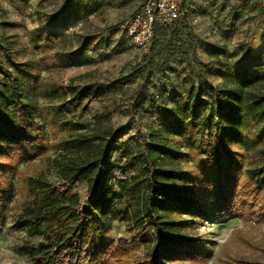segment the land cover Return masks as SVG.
<instances>
[{
  "label": "trees",
  "instance_id": "obj_1",
  "mask_svg": "<svg viewBox=\"0 0 264 264\" xmlns=\"http://www.w3.org/2000/svg\"><path fill=\"white\" fill-rule=\"evenodd\" d=\"M42 1L0 0L38 19L27 32L33 57L19 55L15 42L0 36V211L21 163L47 153V127L68 130L53 159L60 184L40 175L27 179L30 198L15 222L25 232L28 260L130 264L112 241L116 220L132 233L130 247L142 245L133 264H203L205 253L188 234L189 220L205 207L202 198L219 210L234 201L264 209L263 61L256 52L241 51L239 61L219 75L221 95L198 84L176 94L172 107L153 100L149 112L160 119L132 146L131 140L116 145L117 128L102 120L107 113L94 116L91 126L65 121L70 110L86 111L100 87H46L40 72L72 66L68 55L80 47L74 50L58 25L67 21L69 5L42 13ZM184 2L174 23L155 27L147 49L179 24Z\"/></svg>",
  "mask_w": 264,
  "mask_h": 264
},
{
  "label": "rangeland",
  "instance_id": "obj_2",
  "mask_svg": "<svg viewBox=\"0 0 264 264\" xmlns=\"http://www.w3.org/2000/svg\"><path fill=\"white\" fill-rule=\"evenodd\" d=\"M138 1H42V13L69 5L67 21L58 25L73 49L80 47L68 55L72 66L40 72L46 87H100L86 111L70 110L65 121L91 126L94 116L107 113L102 120L117 128L116 145L131 140L132 146L146 135L151 121L160 119L149 112L153 100L172 107L176 94L192 92L198 84L221 95L219 75L239 61L241 51L256 52L257 60L264 63V1L185 0L179 24L161 33L151 50L136 48L121 27L136 11ZM30 3L36 6L37 0ZM0 7V23H7L0 24V36L14 41L19 55L33 57L27 32L37 26V16L33 11L18 13L5 2ZM67 131L47 127V153L23 161L14 173L0 211V264H33L24 250L25 232L15 219L30 198L29 177L40 175L60 184L53 159ZM75 187L84 193L83 185ZM201 201L205 207L189 220L188 234L198 239L197 247L205 253L203 264H264V209L258 204L244 209L234 201L230 209L219 210L209 197ZM111 231L112 241L127 252L130 264L141 259L142 245L130 247L133 235L122 222L112 220Z\"/></svg>",
  "mask_w": 264,
  "mask_h": 264
},
{
  "label": "built area",
  "instance_id": "obj_3",
  "mask_svg": "<svg viewBox=\"0 0 264 264\" xmlns=\"http://www.w3.org/2000/svg\"><path fill=\"white\" fill-rule=\"evenodd\" d=\"M183 0H139L138 9L121 25L134 46L146 50L157 25L168 26L180 15Z\"/></svg>",
  "mask_w": 264,
  "mask_h": 264
},
{
  "label": "crops",
  "instance_id": "obj_4",
  "mask_svg": "<svg viewBox=\"0 0 264 264\" xmlns=\"http://www.w3.org/2000/svg\"><path fill=\"white\" fill-rule=\"evenodd\" d=\"M261 1H264V0H261Z\"/></svg>",
  "mask_w": 264,
  "mask_h": 264
}]
</instances>
